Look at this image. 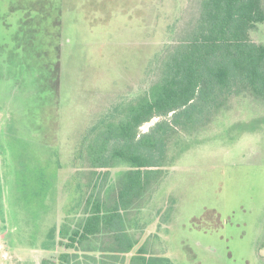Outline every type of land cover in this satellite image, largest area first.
Wrapping results in <instances>:
<instances>
[{
    "label": "rangeland",
    "instance_id": "374dc122",
    "mask_svg": "<svg viewBox=\"0 0 264 264\" xmlns=\"http://www.w3.org/2000/svg\"><path fill=\"white\" fill-rule=\"evenodd\" d=\"M201 5L0 0V264L68 253L63 224L83 217L95 127L149 89ZM251 37L264 44V23ZM207 115L170 138L165 165L126 214L133 256L103 254L105 236L80 264H144L143 251L166 264H264V100L233 96ZM127 169H111L108 195Z\"/></svg>",
    "mask_w": 264,
    "mask_h": 264
},
{
    "label": "trees",
    "instance_id": "16d2710c",
    "mask_svg": "<svg viewBox=\"0 0 264 264\" xmlns=\"http://www.w3.org/2000/svg\"><path fill=\"white\" fill-rule=\"evenodd\" d=\"M201 4L196 20L160 59L157 79L149 89L130 102L118 120L95 127L85 159L92 173L85 219L68 236L65 247L78 248L110 236L117 251L131 252L135 242L126 229V214L165 165L170 138L194 121L209 120L207 114L233 96L247 93L264 100V44L251 37L264 23V0H201ZM156 117L163 119L142 133L141 127ZM119 160L128 169L118 180L116 199L108 200L106 181ZM142 253L144 264H166ZM66 257L63 253L59 259ZM43 264L63 263L45 259Z\"/></svg>",
    "mask_w": 264,
    "mask_h": 264
},
{
    "label": "crops",
    "instance_id": "0c3cea01",
    "mask_svg": "<svg viewBox=\"0 0 264 264\" xmlns=\"http://www.w3.org/2000/svg\"><path fill=\"white\" fill-rule=\"evenodd\" d=\"M117 194V188L113 191V194L112 195H108V193H107V191L106 190H104V196H105V198H107L108 200H115L116 199V195ZM86 199V198H85ZM84 202H85V200H84ZM82 212H83V217H82V219L80 220V221H78V222H74L75 223V225L74 226H67V224H63L64 226L63 227H65V229H63V231H62V234H66L67 236H69L70 234H72L73 233V231H75L82 223H83V220L85 219V213H84V205H83V208H82ZM128 233H129V231H128ZM102 237H98V238H96V239H93L92 241L91 240H89V241H86V242H84L83 243V245L81 246V247H78V248H67V247H65V245H66V243L67 242H62L61 243V246L65 249V251H67L68 253H66L67 254V257H66V259L65 260H60L59 258H60V256L63 254H60V256H59V258H53V260L54 261H57L58 263H63V264H80L81 263V261H79V256H84V258L86 257L85 255H86V253L88 254V255H90V253L89 252H93V251H95L96 250V248H94V245L93 244H96L97 245V247H98V244L100 245V246H102V244H103V242H99L100 241V239H101ZM103 239H105V237H103ZM106 240H108V241H110V243H108V246L105 248H99L100 249V251L103 253V254H105V255H107V253L108 252H112V251H114V252H116V254H119V256L120 255H122V252L121 251H117V246H118V244L116 243V241H115V239H111V237L110 238H108V239H106ZM68 241V240H67ZM105 241V240H104ZM134 242H135V246H136V243L138 242V239H135V240H133ZM99 242V243H98ZM105 245H107V243L105 242ZM135 246H134V248L133 249H135ZM92 247V248H91ZM132 249V250H133ZM131 250V251H132ZM70 251H73L74 252V254H70L69 252ZM119 252V253H118ZM85 253V254H84ZM126 254V257L128 256V257H131V256H133V252H130V253H125Z\"/></svg>",
    "mask_w": 264,
    "mask_h": 264
}]
</instances>
